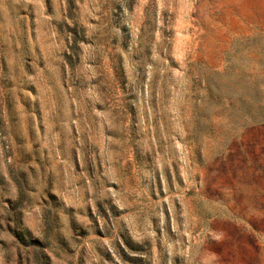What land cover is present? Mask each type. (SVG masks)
Instances as JSON below:
<instances>
[{
    "label": "rangeland",
    "instance_id": "374dc122",
    "mask_svg": "<svg viewBox=\"0 0 264 264\" xmlns=\"http://www.w3.org/2000/svg\"><path fill=\"white\" fill-rule=\"evenodd\" d=\"M0 264H264V0H0Z\"/></svg>",
    "mask_w": 264,
    "mask_h": 264
},
{
    "label": "trees",
    "instance_id": "16d2710c",
    "mask_svg": "<svg viewBox=\"0 0 264 264\" xmlns=\"http://www.w3.org/2000/svg\"><path fill=\"white\" fill-rule=\"evenodd\" d=\"M19 221V220H18ZM20 223V222H19ZM21 224V223H20Z\"/></svg>",
    "mask_w": 264,
    "mask_h": 264
}]
</instances>
